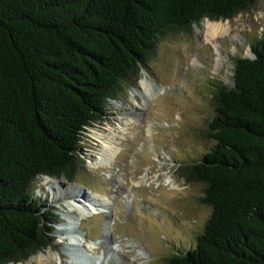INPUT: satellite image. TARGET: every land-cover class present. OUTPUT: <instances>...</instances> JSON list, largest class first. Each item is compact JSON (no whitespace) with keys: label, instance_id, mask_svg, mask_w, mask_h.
<instances>
[{"label":"trees","instance_id":"obj_1","mask_svg":"<svg viewBox=\"0 0 264 264\" xmlns=\"http://www.w3.org/2000/svg\"><path fill=\"white\" fill-rule=\"evenodd\" d=\"M257 0H0V264L48 247L54 211L31 189L38 175L70 180L85 127L138 76L159 35ZM253 57L233 60V85L213 83L212 141L177 166L204 183L211 207L192 247L165 264H264V31Z\"/></svg>","mask_w":264,"mask_h":264},{"label":"rangeland","instance_id":"obj_2","mask_svg":"<svg viewBox=\"0 0 264 264\" xmlns=\"http://www.w3.org/2000/svg\"><path fill=\"white\" fill-rule=\"evenodd\" d=\"M204 19L189 31L159 35L139 75L107 101L102 120L85 127L82 163L72 179L33 180L34 197L57 215L51 244L40 250L52 253L49 264H165L194 245L211 207L202 200L204 183L187 180L177 166L199 159L212 144L204 133L214 113L213 83L233 85V59L253 57L250 43L264 31V0L218 19L229 30L212 41L205 38ZM111 128L117 154L99 164L103 140L93 131L110 134ZM75 187L85 196H74ZM72 198L90 207L92 199L103 204L77 220L79 211L68 210L77 202ZM31 256L5 264H25Z\"/></svg>","mask_w":264,"mask_h":264},{"label":"bare ground","instance_id":"obj_3","mask_svg":"<svg viewBox=\"0 0 264 264\" xmlns=\"http://www.w3.org/2000/svg\"><path fill=\"white\" fill-rule=\"evenodd\" d=\"M203 25H204V34H205V38L208 40H213L214 38H216L218 35L220 34H224V33H228L229 30V25L228 24H224L222 21H217V20H207L204 19L203 20ZM221 56L220 54H216L214 57V65L216 66V68H218L221 64ZM143 85L146 87L147 83L144 82ZM93 135L94 136H98L99 138H101V140H103V149L100 152V156H99V164H110V161L113 159V157L117 154L116 151V147H115V140H116V131L114 129H110V134H103L99 131H93ZM52 184L56 185V180L52 181ZM77 187H75L76 189ZM83 192V191H82ZM79 195H83L85 196V192L81 193V190H79V188H77L74 196H79ZM75 201H77L76 203L74 202H69L68 203V210L71 211L73 209H77L79 211V215H77V217L75 219L79 220L81 218V216H85L87 215L89 212L92 211V208H96L97 206H101L103 203L101 201H99L98 199H92V205L94 207H90L89 205H85L83 203H81V199L80 198H72ZM69 217V216H68ZM70 218V217H69ZM73 223L72 220H69V222L65 223L69 224V228L71 229L73 226L71 225ZM62 226L61 230L65 231L66 227ZM52 253L50 251L47 252H40V254H35L33 256H31L28 260H26L25 264H31L32 262H34V260H36V264H49L50 260H52ZM44 261V263H43ZM21 264V263H19Z\"/></svg>","mask_w":264,"mask_h":264},{"label":"water","instance_id":"obj_4","mask_svg":"<svg viewBox=\"0 0 264 264\" xmlns=\"http://www.w3.org/2000/svg\"><path fill=\"white\" fill-rule=\"evenodd\" d=\"M248 57H251V56H248Z\"/></svg>","mask_w":264,"mask_h":264}]
</instances>
